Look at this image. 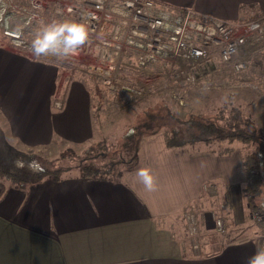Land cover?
<instances>
[{
    "label": "crops",
    "instance_id": "obj_1",
    "mask_svg": "<svg viewBox=\"0 0 264 264\" xmlns=\"http://www.w3.org/2000/svg\"><path fill=\"white\" fill-rule=\"evenodd\" d=\"M159 1L230 21L264 13V0ZM6 22L3 19L2 26ZM6 38H0V160L6 159L9 147L39 150L97 138L87 84L66 79L68 69L22 52L14 47L16 40ZM244 154L227 143L217 150L197 146L176 151L166 147L160 135H149L140 143L137 164L117 179L65 174L58 181L18 186L0 176V264H248L262 251L258 233L224 243L206 240L204 253L193 254L188 248L184 254L169 221L193 201L202 203L216 195L224 211L236 212L234 217L241 208L235 219L240 222L249 210L242 192ZM140 168L151 170L155 191L139 183ZM205 205L199 207L198 219L207 231L212 206L205 210Z\"/></svg>",
    "mask_w": 264,
    "mask_h": 264
},
{
    "label": "rangeland",
    "instance_id": "obj_2",
    "mask_svg": "<svg viewBox=\"0 0 264 264\" xmlns=\"http://www.w3.org/2000/svg\"><path fill=\"white\" fill-rule=\"evenodd\" d=\"M50 1L51 3H46L42 8L37 7L31 11L29 5L25 6L16 1V3L14 2L18 5L16 6L11 0H6L4 4L3 0H0V38L5 40L8 36L9 41L16 40L17 44L14 47L19 46L22 52L25 50L32 55L31 40L41 25L56 21H74L73 17V19L68 20L53 13L51 8L56 2ZM3 19L8 21L6 26H2ZM26 21L28 23H25ZM33 22H35L33 31L25 34L26 26ZM10 44L12 43L10 42ZM82 51L83 54L79 52L71 59L64 61L66 70H69H67L66 79L74 78L75 80L70 81L80 82L83 86L87 84L88 94H91L93 109L96 111L92 110V115L96 127L95 134L98 137L81 144L53 143L46 148L30 150L43 160L53 163L52 165L65 167L74 163L69 160L71 151L75 153L74 156L80 157L89 148L93 149L94 144L99 140L102 141L99 147L107 149L105 151H116L115 153L124 158H129L130 155L119 148V144L123 141L120 136L131 123L136 124L145 120L144 111L156 113L158 116L150 121L152 129H142L141 132L143 133L140 138L138 135L131 137L133 143L129 149L130 153H132L133 146L137 147V143L139 150L140 143L146 136L160 135L162 137V131L169 129L176 130L174 132L178 141L188 139L192 134L197 133L196 127L187 128L184 124H178L174 117L185 120L192 113L197 115L201 122L206 123L204 120L215 122L214 115L217 112L220 111L226 117L228 111L234 109L240 113L239 119L249 117L264 135V82L262 81L264 52L255 53V50L251 49L250 51L241 50L227 62L221 61L216 54H211V58L207 57L202 62L194 59L176 58L172 62L153 64L144 68L138 67L133 58L123 57L118 64H114L111 73L105 78L103 72H99L102 74L97 75L96 72L91 71L92 67H89L94 62L93 53L96 51L93 43H85ZM247 58L250 61L245 70L235 71L233 67L235 61ZM99 70L102 69L99 68ZM124 86L130 88V91H123L122 87ZM1 139L0 150L4 148ZM177 140L175 139L176 143ZM115 141H117V146H112L111 144ZM218 143V141L211 140L209 143H198L197 145L217 150L221 145L223 147L226 144L225 141H222L221 144ZM231 145L241 153H247L252 149L249 144L246 145L238 141H234ZM99 147L98 149H100ZM10 148H8V161L13 162L15 159ZM111 148L116 150H111ZM64 155L67 157L61 158ZM136 164L137 161L134 158L123 167L130 166L132 168ZM0 176L5 177L1 174ZM220 200L219 196L216 195L209 200L202 201V203L195 200L190 206L183 207L170 217V227L181 242L184 254H187L185 250L188 252V248L191 252L204 253L203 251H207V249L202 243L206 240L224 243L234 236L246 238L249 233L254 234L253 232L258 233L262 240L263 234L261 236L260 234L264 227L259 230L255 227L256 224L249 217L251 211L245 212L242 220L236 223V217L241 216L239 212L241 208L237 207L236 211L238 212L234 217L236 212H231L229 209L227 212L224 211L223 202ZM262 200L264 201V192L257 199V203ZM236 201L237 199L234 198V205ZM206 203L208 206H212L209 207L210 215L207 214L209 216L207 218L212 220V226L207 231L198 219L202 210L199 207H203ZM208 206L205 205V210L208 209ZM227 213L228 217H226ZM215 218L221 219V230H216ZM192 221L195 222V225ZM192 226H194V230ZM251 230L252 232H250Z\"/></svg>",
    "mask_w": 264,
    "mask_h": 264
},
{
    "label": "built area",
    "instance_id": "obj_3",
    "mask_svg": "<svg viewBox=\"0 0 264 264\" xmlns=\"http://www.w3.org/2000/svg\"><path fill=\"white\" fill-rule=\"evenodd\" d=\"M28 1L31 11L51 3L50 0ZM54 1L53 13L87 26L90 39L86 44L93 43L96 48L94 62L89 67L97 75L103 72L105 78L123 57L133 58L138 67L144 68L176 58L202 62L211 58L210 49L223 62L230 61L245 45H258L255 53L264 52V13L247 20L230 21L159 0ZM79 52L83 54L82 50ZM249 61L248 58L236 60L234 70L244 71ZM122 90L130 91V88L124 86ZM55 104L59 106L58 102ZM249 217L257 224L263 213L253 210ZM214 224L216 230H221V219L215 218Z\"/></svg>",
    "mask_w": 264,
    "mask_h": 264
},
{
    "label": "trees",
    "instance_id": "obj_4",
    "mask_svg": "<svg viewBox=\"0 0 264 264\" xmlns=\"http://www.w3.org/2000/svg\"><path fill=\"white\" fill-rule=\"evenodd\" d=\"M17 1L23 3L25 6L29 5L28 0ZM34 23L35 22L26 26L25 34L33 31ZM256 48V46L251 47V50H255ZM47 61L53 62L61 69L67 68L64 62H57L52 58H48ZM143 115L145 116L144 121H140L136 124L134 122L131 123L120 136V138H123V141L119 144V148L130 155L129 158H124L122 155L115 153L116 151H105L107 149L99 147L102 144L101 140L94 144V151L92 148H89L86 152H83V155L80 157L74 156L75 153L71 151L69 160L74 163L65 167L52 165L53 163L43 160L30 150L22 152L10 148V152L13 153L15 160L9 162L8 155L6 154V159L0 161V174L11 179L18 186L36 183L42 179L58 181L65 174H74L80 178L103 177L110 180L117 179L125 171H129L133 168L130 166H127V168L123 167L124 165H128L137 155L138 143L137 147L133 146L132 153L129 152L133 143L131 137L138 135L140 138L143 133L141 132L142 129H152L150 121L158 116L156 113L147 111H144ZM224 117L225 116L220 113V111L214 115L215 122L204 120L206 123H203L194 113L189 114V117L185 120L174 117L178 124H184L187 128L196 127L197 133L192 134L186 140L178 141L174 132L176 130L169 129L167 131H162V139L166 147L175 149L176 151L183 150L186 146L194 148L198 146V143L206 144L211 140L218 142L225 141L227 144H231L234 141L246 145L249 144L252 149L242 156V166L246 176L242 192L247 199L249 211L259 210L263 213V218L256 224L258 228L261 229L264 227V201L262 200L257 203V199L260 198L264 192V135L261 129L256 127L249 117H241V119H239L240 113L234 109H230L225 119ZM116 143L117 141L111 145L117 146ZM98 147L100 149H98ZM111 150L116 149L111 148ZM226 150V152H229L231 149L228 147ZM66 157L67 156L64 155V157L61 158ZM261 234H263L262 251H264V231H262ZM192 253L198 254L195 252Z\"/></svg>",
    "mask_w": 264,
    "mask_h": 264
},
{
    "label": "clouds",
    "instance_id": "obj_5",
    "mask_svg": "<svg viewBox=\"0 0 264 264\" xmlns=\"http://www.w3.org/2000/svg\"><path fill=\"white\" fill-rule=\"evenodd\" d=\"M88 39L89 30L83 23L50 22L36 30L30 49L34 57L54 58L57 62H64L74 57ZM136 175L146 191L156 190V178L149 168L138 169ZM248 264H264V251H258L249 259Z\"/></svg>",
    "mask_w": 264,
    "mask_h": 264
},
{
    "label": "bare ground",
    "instance_id": "obj_6",
    "mask_svg": "<svg viewBox=\"0 0 264 264\" xmlns=\"http://www.w3.org/2000/svg\"><path fill=\"white\" fill-rule=\"evenodd\" d=\"M84 46V45H83ZM83 46L79 50H83Z\"/></svg>",
    "mask_w": 264,
    "mask_h": 264
}]
</instances>
